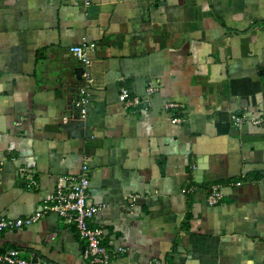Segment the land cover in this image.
<instances>
[{"label":"crops","instance_id":"0c3cea01","mask_svg":"<svg viewBox=\"0 0 264 264\" xmlns=\"http://www.w3.org/2000/svg\"><path fill=\"white\" fill-rule=\"evenodd\" d=\"M88 42L81 117L70 47ZM123 87L142 102L125 106ZM85 160L111 264H264V0H0V217L35 212ZM0 246L91 264L56 213Z\"/></svg>","mask_w":264,"mask_h":264},{"label":"built area","instance_id":"2783aa9c","mask_svg":"<svg viewBox=\"0 0 264 264\" xmlns=\"http://www.w3.org/2000/svg\"><path fill=\"white\" fill-rule=\"evenodd\" d=\"M92 0H84L89 4ZM151 2H162L163 0H149ZM96 47L95 42H88L79 45H72L70 52L80 61L83 66L82 77L85 84L79 89V96L74 99L81 117L88 113L90 103L89 89L93 86L95 79L91 71L92 59L91 50ZM149 91H154V87H149ZM119 99L125 106H137L142 101L139 98H132L128 88L123 87L119 94ZM173 107L175 105H172ZM234 124L238 127L248 120L246 114L232 116ZM180 118L174 117L173 122ZM260 120L254 121L259 123ZM20 172L26 179L30 187L35 188L38 181L34 172L26 167H21ZM238 185L241 182H237ZM90 166L88 160L82 164L81 170L77 174L66 175L60 179L54 193L50 194L45 203L35 212L24 217H0V232L15 230L21 227L30 226L49 213H56L65 223L75 225L79 237L84 241L83 258L91 264H111L112 253L103 243L104 229L94 224L95 216L100 211L101 206L95 204L90 197ZM191 189L185 190L190 191ZM224 198L222 184L214 183L209 189L207 202L210 205L220 203ZM124 247L117 248V254L123 253ZM18 248H3L0 246V264H33L31 260L21 255ZM159 263L158 259H152L147 264Z\"/></svg>","mask_w":264,"mask_h":264},{"label":"water","instance_id":"95a60500","mask_svg":"<svg viewBox=\"0 0 264 264\" xmlns=\"http://www.w3.org/2000/svg\"><path fill=\"white\" fill-rule=\"evenodd\" d=\"M82 71H83V67H80L79 68V76L81 75Z\"/></svg>","mask_w":264,"mask_h":264}]
</instances>
